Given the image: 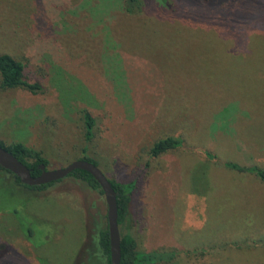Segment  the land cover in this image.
Here are the masks:
<instances>
[{
  "label": "rangeland",
  "instance_id": "1",
  "mask_svg": "<svg viewBox=\"0 0 264 264\" xmlns=\"http://www.w3.org/2000/svg\"><path fill=\"white\" fill-rule=\"evenodd\" d=\"M142 1L131 14L125 0H0V53L41 86L0 88V140L48 168L90 156L134 181L143 264H264V180L249 171L264 169V16L250 28L264 0L234 18L243 0ZM167 135L182 145L150 156ZM106 226L104 194L85 182L27 189L0 169V264H108Z\"/></svg>",
  "mask_w": 264,
  "mask_h": 264
},
{
  "label": "trees",
  "instance_id": "2",
  "mask_svg": "<svg viewBox=\"0 0 264 264\" xmlns=\"http://www.w3.org/2000/svg\"><path fill=\"white\" fill-rule=\"evenodd\" d=\"M210 1V0H208ZM255 1V0H253ZM257 1V0H256ZM245 1L237 3L229 8L227 14L230 17H235V9L241 6ZM163 5L170 11H177L182 7V0H162ZM246 3V2H245ZM244 3V4H245ZM142 0H125V11L131 14L138 13L142 11ZM243 4V5H244ZM264 16V10L259 12L255 18V21L251 24V27H254L257 21ZM233 29L235 30L236 27L233 25ZM251 30V29H250ZM249 29L244 31V39L247 42V34L249 35ZM236 31V30H235ZM242 34V33H241ZM236 41L238 47L240 49H244L246 42L243 45L240 44L239 40L237 39L236 33ZM24 64L15 59L13 56L7 53H0V88H12V87H25L31 91H37L41 88L38 82H30L26 80L23 76ZM84 124L86 128V133L89 134L93 127L95 119L89 112H84L83 115ZM0 144L8 149L11 153H13L19 160L25 163L31 170L32 175H38L40 173V164H45L47 166V159L42 156L37 151H32L29 148L25 147L21 143H14L11 145H5L0 140ZM182 145V139L179 136L167 135L164 137H160L157 139L149 150V154L152 157H157L168 150H172L178 148ZM207 156H213L211 153L206 152ZM86 159L91 161L92 163L99 166L98 161L94 157L90 156H82L78 159ZM229 167H233L234 169L241 170L242 167L234 164V163H227ZM0 169L10 173L13 177L14 182L20 186L27 189H34V190H44L48 188L50 185L55 183L56 181L36 184V185H28L20 181L19 177L13 174L12 172L6 170L5 168L0 166ZM249 171L254 172L258 177L264 180V169L258 167H251ZM68 176L73 177L77 180L85 182L88 186L93 189H96L103 193L99 182L93 177V175L85 169L82 168H75L73 169ZM107 176V175H106ZM61 180V179H59ZM57 180V181H59ZM111 180V179H110ZM112 186L116 193V205H117V220L119 224V229L122 226L125 231L121 232V261L120 264H143L145 262L146 256L138 250V242L137 239L130 229L129 225V217H130V208H131V201L133 197V190H134V181H122V182H115L111 180ZM99 245L103 250L104 254L107 257L108 264H110V238L108 233L107 226L104 229L99 231Z\"/></svg>",
  "mask_w": 264,
  "mask_h": 264
},
{
  "label": "water",
  "instance_id": "3",
  "mask_svg": "<svg viewBox=\"0 0 264 264\" xmlns=\"http://www.w3.org/2000/svg\"><path fill=\"white\" fill-rule=\"evenodd\" d=\"M0 166L19 177L20 181L28 185L48 183L65 178L75 168H82L90 172L99 182L107 204V228L110 238V264H120L121 234L117 220L116 193L111 180L100 167L86 159H75L67 165L58 168H48L40 164V173L32 175L30 168L19 160L13 153L0 144Z\"/></svg>",
  "mask_w": 264,
  "mask_h": 264
}]
</instances>
